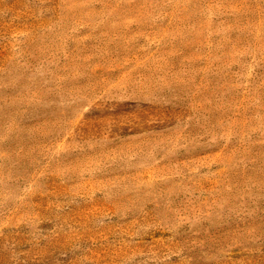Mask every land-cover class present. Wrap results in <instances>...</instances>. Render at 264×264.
Here are the masks:
<instances>
[{"label":"rangeland","instance_id":"rangeland-1","mask_svg":"<svg viewBox=\"0 0 264 264\" xmlns=\"http://www.w3.org/2000/svg\"><path fill=\"white\" fill-rule=\"evenodd\" d=\"M0 264H264V0H0Z\"/></svg>","mask_w":264,"mask_h":264}]
</instances>
